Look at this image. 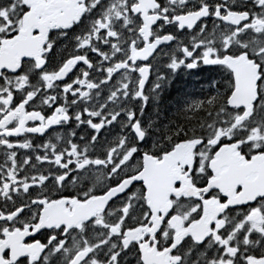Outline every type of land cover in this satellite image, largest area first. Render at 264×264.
I'll return each instance as SVG.
<instances>
[{"label":"snow or ice","instance_id":"obj_1","mask_svg":"<svg viewBox=\"0 0 264 264\" xmlns=\"http://www.w3.org/2000/svg\"><path fill=\"white\" fill-rule=\"evenodd\" d=\"M0 264H264V0H0Z\"/></svg>","mask_w":264,"mask_h":264},{"label":"flooded vegetation","instance_id":"obj_2","mask_svg":"<svg viewBox=\"0 0 264 264\" xmlns=\"http://www.w3.org/2000/svg\"><path fill=\"white\" fill-rule=\"evenodd\" d=\"M208 73H201L199 77L196 76H181L176 80L172 87L167 91V95L175 97L179 92L194 91L199 89L201 82L205 81Z\"/></svg>","mask_w":264,"mask_h":264}]
</instances>
